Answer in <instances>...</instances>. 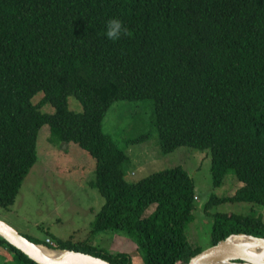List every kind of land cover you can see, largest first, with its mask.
Wrapping results in <instances>:
<instances>
[{
  "label": "trees",
  "instance_id": "1",
  "mask_svg": "<svg viewBox=\"0 0 264 264\" xmlns=\"http://www.w3.org/2000/svg\"><path fill=\"white\" fill-rule=\"evenodd\" d=\"M111 19L127 29L116 41L106 37ZM71 96L82 111L69 107ZM145 99L153 103L160 152L209 149L214 186L230 170L241 182L232 195L213 194L206 212L223 201L264 206V0H0V205L15 202L47 124L57 140L95 158L91 185L104 203L93 232H125L144 264L200 256L203 248L187 234L197 200L193 177L178 165L128 182L126 150L103 129L115 101ZM45 104L54 110L42 111ZM213 217L212 245L238 233L264 237L261 214ZM50 236L55 245L25 237L131 264L125 252ZM0 248L11 256L4 264H38L1 235Z\"/></svg>",
  "mask_w": 264,
  "mask_h": 264
},
{
  "label": "rangeland",
  "instance_id": "2",
  "mask_svg": "<svg viewBox=\"0 0 264 264\" xmlns=\"http://www.w3.org/2000/svg\"><path fill=\"white\" fill-rule=\"evenodd\" d=\"M42 92L33 97L37 103ZM69 107L82 111L83 106L74 97L69 98ZM153 103L145 100L115 101L103 118V129L113 140L125 148L128 162L125 164V179L137 181L160 169L183 166L195 181L198 196L194 220L187 227V234L194 246L204 251L211 244L214 223L213 214H261L264 206L247 201H223L205 211V205L213 194L223 197L232 195L241 186L233 171H228L224 183L215 187L211 173L209 149L181 145L169 153L159 149V137L152 123ZM42 111H53L45 104ZM149 133L133 140L140 133ZM37 159L22 180L15 202L8 207L0 205V219L11 225L21 235L48 240L54 238L75 244H89L110 253L125 252L131 264H144L143 256L135 247L133 239L120 230L93 232L95 214L104 203L103 196L91 185L95 177V158L87 149L74 141L57 140L49 125L40 127L37 140ZM151 207L148 211L152 210ZM46 248V245L39 243ZM49 250L56 251L55 248ZM11 256L0 248V264Z\"/></svg>",
  "mask_w": 264,
  "mask_h": 264
},
{
  "label": "water",
  "instance_id": "3",
  "mask_svg": "<svg viewBox=\"0 0 264 264\" xmlns=\"http://www.w3.org/2000/svg\"><path fill=\"white\" fill-rule=\"evenodd\" d=\"M0 235L6 238L10 243L19 248L29 259L38 264H110L100 258L90 254L68 250V248H58L62 257L60 259L47 262L41 259L32 245L33 243L25 236L21 235L11 225L0 219ZM235 236H244L249 238L251 243L239 245L230 242ZM264 264V237H255L248 234H232L212 245L208 250L194 258L189 264Z\"/></svg>",
  "mask_w": 264,
  "mask_h": 264
},
{
  "label": "bare ground",
  "instance_id": "4",
  "mask_svg": "<svg viewBox=\"0 0 264 264\" xmlns=\"http://www.w3.org/2000/svg\"><path fill=\"white\" fill-rule=\"evenodd\" d=\"M230 242L234 243V244L238 243L239 245H243L246 243L249 244V242L251 243L250 239L246 238L244 236L232 237L230 239ZM32 247L37 252L38 256L47 262H52V261L58 260L63 255L58 251L49 250V248H46V247L39 245V244L38 245H32Z\"/></svg>",
  "mask_w": 264,
  "mask_h": 264
},
{
  "label": "clouds",
  "instance_id": "5",
  "mask_svg": "<svg viewBox=\"0 0 264 264\" xmlns=\"http://www.w3.org/2000/svg\"><path fill=\"white\" fill-rule=\"evenodd\" d=\"M127 29L118 19H111L107 23L106 37L110 40L116 41L120 39L122 34H126Z\"/></svg>",
  "mask_w": 264,
  "mask_h": 264
},
{
  "label": "built area",
  "instance_id": "6",
  "mask_svg": "<svg viewBox=\"0 0 264 264\" xmlns=\"http://www.w3.org/2000/svg\"><path fill=\"white\" fill-rule=\"evenodd\" d=\"M198 198V196H196V199ZM47 241H49V240H47Z\"/></svg>",
  "mask_w": 264,
  "mask_h": 264
}]
</instances>
